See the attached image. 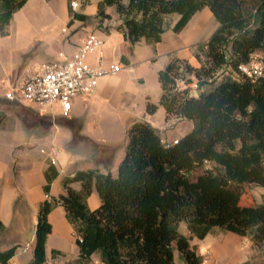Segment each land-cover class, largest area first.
I'll list each match as a JSON object with an SVG mask.
<instances>
[{
	"label": "trees",
	"instance_id": "trees-1",
	"mask_svg": "<svg viewBox=\"0 0 264 264\" xmlns=\"http://www.w3.org/2000/svg\"><path fill=\"white\" fill-rule=\"evenodd\" d=\"M27 1L0 0L1 35L9 33L14 14ZM72 1L68 0V25L94 16L111 18L107 9L112 6L120 19L115 29L131 45L143 40L153 46L161 42L170 14L179 15L172 26L175 33L205 7L218 27L205 43L196 45L194 56L200 66L170 53L168 63L157 71L159 102L146 104L149 114L160 105L168 117L192 120L193 127L177 141L165 143L149 121L134 120L117 175L78 169L63 178V193L41 201L33 257L23 264L46 262L53 230L49 214L58 204L78 246L73 264H91L94 254L103 264H175L174 248L186 264H202L203 256L191 240L203 239L215 228L247 237L255 246L263 244L264 197L259 204H241L239 186L249 182L264 187V74L252 79L238 65L264 52V0H254L253 8L242 0H98L95 15L73 9ZM226 64L240 76L227 77L197 95L191 92L187 76L198 81L211 78ZM5 117L0 113V125ZM206 163L216 170L190 176ZM58 175L56 165L48 161L45 194H50ZM73 182H80L81 188H74ZM94 190L100 203L91 208L88 197ZM182 222L189 234L181 232ZM4 229L0 219V233ZM17 247L0 249V264H11ZM57 254L64 252L53 248L52 257Z\"/></svg>",
	"mask_w": 264,
	"mask_h": 264
},
{
	"label": "rangeland",
	"instance_id": "rangeland-1",
	"mask_svg": "<svg viewBox=\"0 0 264 264\" xmlns=\"http://www.w3.org/2000/svg\"><path fill=\"white\" fill-rule=\"evenodd\" d=\"M75 1L78 2V7L75 10H78L81 6H85L88 1H91L90 5H92L93 3L97 4L98 0ZM242 2L244 6L253 8L254 0H242ZM87 9L93 12L94 15L97 12V6H90ZM111 12V18L94 16L84 22V25L90 23L92 26L91 31L111 32L119 24V17H117L119 15L115 9ZM178 18L179 15L177 13L166 16L165 27L167 34L174 32L172 26ZM68 20L65 23V11L63 10V6L58 3V0L53 2L47 0H30L28 6H23L14 14L8 27L9 33L7 35L0 34V113L5 114V119L7 118L6 127L3 130L4 133H0V139L2 144L5 145V158L11 155L12 146L16 144L20 145L18 148L16 147L14 152V156L19 157L18 162H24V166L20 168L21 172L15 173L22 180V182L17 183L16 189L19 191H23L24 188L37 184L39 181L38 178H40V165L44 166L46 157V161H52V157L56 161L57 150L54 145L58 149L67 147L70 150H76L77 152L74 153V157L79 164L92 163V161H86L84 155L88 153L89 156H93L92 150L94 149L93 144H95L93 141L91 145L86 147H73L72 141L66 144V141L70 138V124H73L72 120H77L78 122V124L74 123V126L72 125V130L75 133L74 138H80L79 126L81 122L79 119L62 116L58 104L54 105L52 111H47V108L40 107L36 103L8 100L3 95V88L10 84L19 83L27 71L33 70L40 63L55 57L58 50L65 47L63 42L71 35L66 31ZM106 26H108V30ZM217 27L218 22L208 7L196 13L183 32V37L191 33L189 38L193 41L184 48V53L186 55L192 53L194 56L197 50L196 45L198 43H205ZM149 50H151V47L146 42L138 43V45L133 47V59L137 62L144 60ZM174 52L179 55L180 51L175 50ZM197 52L202 56L201 50ZM194 60L197 66H200L195 56ZM254 60H260L264 66V52L254 54ZM239 76L240 74L236 69L226 64L211 78H203L198 81L193 76H187L188 80L190 78V83L187 84L190 86L191 92L197 95L201 91L211 89L227 77ZM181 84L184 85V82L181 81ZM140 95H137V101L140 99ZM91 100L92 96L90 95L83 100H74L72 113H75L77 117H81L88 122L95 120L99 122L100 129L91 130V133L94 134V140H97V136L100 135L114 136L112 140H115L116 151L114 157L115 162H113L115 165L113 174L116 175L118 173V164L125 154V146L128 138L124 126L128 116L121 107L113 109L112 105L107 101H104V103L101 101V106L92 105ZM172 116L170 115L169 117ZM186 122H192L193 124V121L189 119H186ZM48 125H51L50 128L46 131L43 130ZM167 127H176L175 130L182 134L187 133L189 130L188 128H184L183 123H172V121L168 123ZM157 131L159 134H162L160 129H157ZM109 138L111 139V137ZM163 139L165 138L163 137ZM73 141L75 142L76 140L74 139ZM31 144L33 145L32 147ZM50 153L53 155L48 157ZM206 169L216 170L213 164L206 163L203 167L193 170L190 176L192 178L196 177ZM239 187L241 189V204H259L263 201V186L246 182ZM23 196H25V199L29 198L26 195ZM44 198L52 199V195L45 194ZM29 203L30 207L20 212L21 216H25L22 219H13L11 222L10 216H7L3 212V219L8 226H13L15 222L20 223L22 243L24 245L31 239L32 230L35 229L38 215V210L35 208L36 205L31 201ZM61 208L60 210H62ZM52 218L57 228V236L51 240L52 242L50 244H59L64 247L67 251L68 264H73L78 247L67 225L62 226L60 224L63 218L66 220L65 215L60 214L59 210L55 209ZM180 230L185 234H189L184 222L180 224ZM214 230L212 234L214 236L218 235L216 237L218 240L213 242L212 246H207L201 250L197 247L199 254L203 256L202 264H242L244 260H248L250 264H264V243L260 246H255L247 237H244L243 241H239L231 237L238 236L233 232L223 231L220 228H215ZM191 244H194L192 240ZM18 249L22 252L23 259V252L28 251L22 245ZM50 255L51 248L48 249L47 256L50 257ZM62 261L58 263L62 264ZM174 261L175 264H186L176 248H174ZM91 264H103L98 254L92 256Z\"/></svg>",
	"mask_w": 264,
	"mask_h": 264
},
{
	"label": "crops",
	"instance_id": "crops-1",
	"mask_svg": "<svg viewBox=\"0 0 264 264\" xmlns=\"http://www.w3.org/2000/svg\"><path fill=\"white\" fill-rule=\"evenodd\" d=\"M48 1L53 2L57 0ZM29 3L30 0H28L24 6H28ZM58 3L63 6V10L65 11L66 23V21L69 19L68 0H58ZM90 4L91 1H88L85 6H81L82 8L80 7L77 11L94 15L93 12H90V10H88L87 8H89L90 6H97V4ZM113 9L114 8L110 6L108 7L107 11L111 14V11ZM114 18H116V16H114ZM84 22L86 21L74 20L71 25H68L67 23L66 31L71 35L68 36L66 41L63 42L65 47L61 49H64L67 52H72L77 48L79 44H81L86 35L91 32L92 28L90 23L84 25ZM186 28H184L179 33L171 32L170 34H167L165 32L162 41L154 46L147 44L151 47V50H149L148 55L144 60L138 62L133 59L132 56L133 47L138 45V43L131 45L128 41L124 39L123 34L116 29H112L111 32H97L105 40V44L103 46L104 56L108 60L122 62L124 67L118 73L106 75L100 79L95 90L90 94V96H92V105L94 104L101 106V101L103 103L104 101H107L112 105L113 109H117L120 107L124 109V113L128 116L124 126V130L126 131V133L130 124L134 120L145 119L149 121L156 129H160L162 131V134H160V136L162 137V140H164L165 143H172L175 139L183 136L184 134L175 130L176 127L168 128V123L170 121H172V123L177 122L178 124L183 123L184 128H188L190 130L193 127L192 122H186V119H180L175 116L168 117L166 115L165 109L160 105L158 106L155 113L149 114L146 112V104L148 100L156 104H158L159 102V98L161 95V86L157 78V71L163 68L168 63L170 53L174 52L175 50H179L180 57L187 58L191 63L196 65L192 53L186 55V53H184L183 51L184 48L189 45V43L193 42L191 38H189L191 33H189L188 35L186 34L183 37V32ZM143 41L139 43H142ZM97 55H99L98 52H96L92 56L93 64H96L95 57ZM138 94L141 95L140 99L137 101L136 97ZM70 117L77 118L81 122L79 132L80 138H74L75 133L70 128V138L68 139V141H66V144L72 141V144L74 145L73 147H86L88 145H91L93 141L95 143L93 144L94 149L92 150L93 156H89L88 153L85 154L86 156L84 155V157H86L85 160L88 162L92 161V163L79 164L77 163L76 158L74 157V153L77 152L76 150H70L67 147L58 149L54 145L55 149L57 150L56 161L54 163L59 170V175L54 179L51 184L50 194L52 196H59L61 193L64 192V188L62 185L63 178L65 176L72 175L78 169L92 168L97 169L103 173L110 172L112 173V175H114L113 172L115 170V165L113 164V162H115L114 157L116 151L115 140H112L114 136L100 135L97 136L100 139L96 138L97 140H94V134L91 133V130L100 129L99 122L97 120L88 122L85 119H82L81 117H77L76 114H73L72 112ZM6 120L7 118L0 125L1 134L4 133L3 130H5L6 127ZM50 126L51 125H48L43 130H48ZM109 137H111V139ZM163 137L165 139H163ZM74 139L76 140L75 142L73 141ZM19 146L20 145L17 144L12 146L11 155L5 158V145L2 144L0 139V219L5 224L4 231L0 233V249H7L13 245H18V247L22 245L28 251L23 252L24 255L22 259V252L19 251L17 247L16 255L11 259V264H23L32 259L33 247L35 244V229L32 230L30 241L24 245L22 243L20 223L15 222L13 226H8L5 220L3 219V212L7 216H10L9 218L12 222L13 219H22V217H25L21 216L20 212L21 210L23 211L24 209L26 210L30 207V201L33 202L34 205H36L35 208L39 210L40 203L45 197V192L43 189V186L46 183L44 171L48 166V161H46V157L44 160V166L40 165V178H38L39 181L37 182V184L32 187L29 186L27 188H24L23 191H19L18 189H16L17 183L22 182V180H20L18 174L15 173L21 172L20 168L24 166V162L19 163V157L14 156L15 149ZM32 146L33 145L31 144V147ZM51 152L53 153V151ZM52 153H50L48 157L50 155H53ZM72 186L76 189L81 188L80 182H73ZM23 195H26L29 198L25 199V196ZM99 203L100 198L98 196L97 191L94 190L88 197V204L91 208H95L99 205ZM61 207L62 206L59 204L56 205V207L49 214V219L52 223L53 230L48 237L46 255L48 254L49 248H51V255L50 257L47 256V260L43 264H49L50 262L51 264H57L59 261L61 262L62 259V264H68L67 251L64 249V247L59 244H50V242H52L51 240L57 236V228L53 223L52 214L55 209H58L60 214L65 215L64 208ZM60 208L62 210H60ZM60 224L62 226L67 225L68 229L72 232L73 235V228L68 223L67 219L65 220L63 218ZM217 236L218 235L214 236L210 233L206 235V237L203 239H198L195 237L192 239V243H194V245H197L198 249L201 250L207 246H212L213 242L218 240V238H216ZM231 237L239 241H243L244 239V237L239 235ZM53 248L63 251L64 254H57L55 257H52Z\"/></svg>",
	"mask_w": 264,
	"mask_h": 264
},
{
	"label": "built area",
	"instance_id": "built-area-1",
	"mask_svg": "<svg viewBox=\"0 0 264 264\" xmlns=\"http://www.w3.org/2000/svg\"><path fill=\"white\" fill-rule=\"evenodd\" d=\"M72 8L78 2H71ZM104 38L95 31L89 32L81 44L72 52L64 49L55 57L40 63L33 70L27 71L19 83L3 88V95L8 100L28 101L52 111L58 104L62 116L70 117L74 100H83L89 96L106 75L116 74L123 67L120 61L108 60L103 54ZM98 52L96 64L92 56ZM256 54V53H255ZM241 72L252 79L264 74L260 60H254V54L247 63L238 65ZM177 139L174 140V142ZM55 162V159H51Z\"/></svg>",
	"mask_w": 264,
	"mask_h": 264
}]
</instances>
